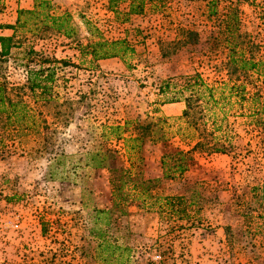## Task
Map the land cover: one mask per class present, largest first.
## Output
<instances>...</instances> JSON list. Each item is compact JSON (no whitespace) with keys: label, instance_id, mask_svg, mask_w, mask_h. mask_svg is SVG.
Returning a JSON list of instances; mask_svg holds the SVG:
<instances>
[{"label":"rangeland","instance_id":"1","mask_svg":"<svg viewBox=\"0 0 264 264\" xmlns=\"http://www.w3.org/2000/svg\"><path fill=\"white\" fill-rule=\"evenodd\" d=\"M49 1L54 11L69 12L77 24L82 18L89 21L107 40L124 38L133 51L92 60L61 35L16 30L20 45L0 60V82L9 99L26 105L38 132L50 138L39 144L35 128L16 135L12 127L26 121L0 123V263L98 264L94 245L103 230L111 241L132 248L129 264H264L260 237L249 239L239 230L241 217L230 205L234 197H248L250 187L264 183V125L252 117L264 96V79L258 70L232 71L226 65V49L213 39L212 19L206 16L208 0H154L137 14L127 13L129 0H113L117 13L109 9L108 0ZM229 2L236 4L242 40L251 42L245 56L264 60V0H219L216 12ZM14 3L7 0L11 8L0 21L12 18ZM184 30L196 35L186 39ZM29 47L68 62L57 65L50 92L57 103L72 101L64 109V123L56 121L54 100L41 99L27 88L26 69L36 67L24 58ZM194 73L207 86L217 87L213 109L218 129L213 135L227 151L192 150L181 178L162 179L158 186L163 195L183 194L185 183L201 182L204 199L193 224L162 220L135 202L124 213L109 212L106 219L97 214L111 204L108 172L86 165L85 152L106 146L128 165L122 140L105 138L101 126L122 125L129 118H164L166 138L152 141L145 136L138 163L144 178L160 177L162 154L188 150L196 140L180 117L186 95L183 77ZM232 83L243 89L229 93ZM204 120L210 126V119ZM7 220L18 227H5ZM225 226L232 232V245Z\"/></svg>","mask_w":264,"mask_h":264},{"label":"trees","instance_id":"2","mask_svg":"<svg viewBox=\"0 0 264 264\" xmlns=\"http://www.w3.org/2000/svg\"><path fill=\"white\" fill-rule=\"evenodd\" d=\"M146 2H150L152 5L155 3L154 0H129L127 13H140ZM218 2L219 0L206 2V16L210 20L212 19L214 28L211 33H214L213 39L226 49V65H230L232 71L258 70L264 79V60H254L251 55L245 56V46L249 47L248 44L251 42L242 40V35L238 31L236 4L229 2L222 7L221 12H216L215 6ZM113 3L115 1L108 0V7L117 13ZM3 6L4 4L0 0V10L3 9ZM1 26L10 28L12 33L0 35V60L9 53L12 47L20 45V41L15 38L16 30H23L34 36H43L46 33L61 35L73 43L81 56H89L92 60L124 57L133 51L124 38L107 40L99 36L100 34L96 32L89 21L82 18L77 24L69 12L54 11L49 0H32L30 7L16 8L14 22L12 24H0ZM184 34L187 35L186 39L190 38L191 34L196 35L190 30H184ZM24 58L27 65L29 63L36 64L35 68L26 69L28 90L32 93L36 90L41 99L54 100L53 102L57 107L55 113L58 115L56 121L64 123L63 118L66 116L64 109L70 107L72 101L64 98L60 103H57L58 100L51 96L50 92L57 65L64 66L68 62L45 52L36 51L31 47L25 51ZM183 78L182 86L186 95L183 98L184 108L180 117L186 124L185 128L195 132L193 137L196 140L188 150L175 149L162 154V174L160 177L144 178L138 170V163L141 161L139 151L144 137L146 136L152 141H162L166 138V132L161 125V123L165 124V120L160 116L143 122H139L137 118H129L125 119L122 125L101 126L102 136L105 138L111 136L122 140L124 156L128 162L127 166L114 149L106 146L85 152L86 165L96 169H106L108 172L111 204L107 209L96 210V213L102 214L105 219L107 214L112 211L124 213L125 206L130 202H135L137 207L155 211L162 220H185L189 225H192L196 215H198L196 212H198L204 199L199 193L201 182L185 183L183 194L163 195L158 190L162 179L181 178L190 165L189 161L192 160L190 156L192 150L227 151V146L213 135L214 130L218 129L213 109L218 105L214 97V91L217 90V87L207 86L196 73ZM228 89L229 93H238L243 88L239 84L232 83ZM59 115L61 116L59 117ZM204 117L210 119V126H206ZM252 117L257 124L264 125V96L258 107L252 110ZM37 119L41 122L42 128L46 127L44 118ZM6 121H14L16 124L29 122L25 126L12 127L16 135L38 125L34 116L28 112L26 105L21 100L12 101L5 95L4 84L0 82V123L3 124ZM35 130L37 129L35 128ZM122 131H126L128 134L121 136ZM36 134L40 140L39 144L42 145L46 139L50 138L38 130ZM54 153L56 159L61 155L60 150ZM248 192V197L246 195L234 197V201L230 205H234L238 216L241 217V226L243 227L239 230L249 239L256 235L259 236V244L264 246V183L260 186L250 187ZM105 224H107V220ZM229 229V226H225L227 242L232 245V232H227ZM104 233L103 230L99 231L94 245V256L98 264H129L132 258V248L126 242L111 241ZM159 263L162 264V262Z\"/></svg>","mask_w":264,"mask_h":264},{"label":"crops","instance_id":"3","mask_svg":"<svg viewBox=\"0 0 264 264\" xmlns=\"http://www.w3.org/2000/svg\"><path fill=\"white\" fill-rule=\"evenodd\" d=\"M14 1H17L18 4L14 3V8H13V11H12V14H14V15L11 18L12 20L11 19L10 20H2V21H0L1 25L12 24L13 23V20L15 18V10H16V8H20V7L28 8V7L31 6V3H29V2H26V3L23 2L22 3V1H24V0H14ZM10 8L11 7H8V5H7V0H5L4 8L1 10L0 15L4 16V14L6 12H8L10 10ZM11 32H12V30L10 28H8V27H3V26L0 27V35H10Z\"/></svg>","mask_w":264,"mask_h":264},{"label":"built area","instance_id":"4","mask_svg":"<svg viewBox=\"0 0 264 264\" xmlns=\"http://www.w3.org/2000/svg\"><path fill=\"white\" fill-rule=\"evenodd\" d=\"M3 225L5 227H9L11 229H16L18 227L17 223L15 221H11V220L3 221Z\"/></svg>","mask_w":264,"mask_h":264}]
</instances>
